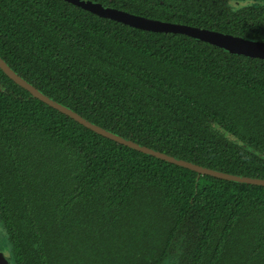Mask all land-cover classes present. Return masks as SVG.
Wrapping results in <instances>:
<instances>
[{"label": "trees", "instance_id": "trees-1", "mask_svg": "<svg viewBox=\"0 0 264 264\" xmlns=\"http://www.w3.org/2000/svg\"><path fill=\"white\" fill-rule=\"evenodd\" d=\"M91 1L264 41L258 0ZM0 56L110 131L264 178V58L70 0H0ZM0 231L13 264H264V185L106 137L0 67Z\"/></svg>", "mask_w": 264, "mask_h": 264}, {"label": "water", "instance_id": "water-1", "mask_svg": "<svg viewBox=\"0 0 264 264\" xmlns=\"http://www.w3.org/2000/svg\"><path fill=\"white\" fill-rule=\"evenodd\" d=\"M72 3L79 5L99 16L107 17L111 19H115L121 21L123 23L129 24L131 26H135L141 29H146L149 31H165V32H179L185 33L187 35H191L199 38L200 40L224 47L231 53L236 54H245L254 57L264 58V41H259L247 37H242L239 35H233L229 33H223L218 30L207 29L192 26L185 23H178L173 21H163L161 19L151 18L148 16L132 13L127 10H123L120 8L110 7L101 2H93L91 0H70ZM0 67L3 71L9 75L15 82H17L22 87L28 89L33 95L39 97L41 100L50 104L51 106L59 109L60 111L66 113L67 115L73 117L80 123L85 126L96 130L97 132L103 134L106 137L114 139L120 143L143 151L145 153H149L155 155L157 157L166 159L178 165H182L184 167H188L196 170L200 175L202 174H211L214 176H218L221 178L235 180L246 183H254L264 185V178H256L244 175L233 174L209 167H204L192 161L178 159L170 154L161 152L157 149L148 147L146 145H141L140 143L119 135L113 131H110L79 114L69 106L52 99L46 93L41 91L34 84L29 82L26 78L21 76L17 71H15L5 59L0 56ZM0 264H13L11 251L4 248L0 249Z\"/></svg>", "mask_w": 264, "mask_h": 264}, {"label": "rangeland", "instance_id": "rangeland-1", "mask_svg": "<svg viewBox=\"0 0 264 264\" xmlns=\"http://www.w3.org/2000/svg\"><path fill=\"white\" fill-rule=\"evenodd\" d=\"M240 3H238L239 5ZM1 231H0V249H4L6 248L7 249V243L6 242H3L5 240L4 238V234L1 235ZM4 239V240H3Z\"/></svg>", "mask_w": 264, "mask_h": 264}, {"label": "flooded vegetation", "instance_id": "flooded-vegetation-1", "mask_svg": "<svg viewBox=\"0 0 264 264\" xmlns=\"http://www.w3.org/2000/svg\"><path fill=\"white\" fill-rule=\"evenodd\" d=\"M258 2L262 3V2H264V0H258Z\"/></svg>", "mask_w": 264, "mask_h": 264}]
</instances>
